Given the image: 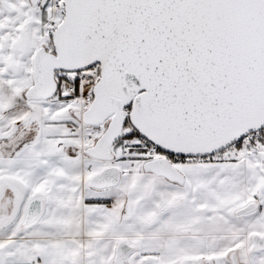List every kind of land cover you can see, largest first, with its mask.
<instances>
[{"label":"snow or ice","instance_id":"6c2138e0","mask_svg":"<svg viewBox=\"0 0 264 264\" xmlns=\"http://www.w3.org/2000/svg\"><path fill=\"white\" fill-rule=\"evenodd\" d=\"M0 264H264V0H0Z\"/></svg>","mask_w":264,"mask_h":264}]
</instances>
